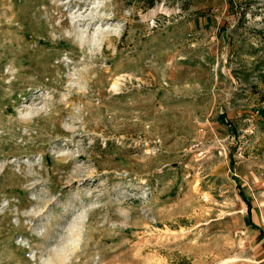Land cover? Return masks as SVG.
Returning <instances> with one entry per match:
<instances>
[{
  "label": "rangeland",
  "instance_id": "1",
  "mask_svg": "<svg viewBox=\"0 0 264 264\" xmlns=\"http://www.w3.org/2000/svg\"><path fill=\"white\" fill-rule=\"evenodd\" d=\"M259 230L264 0H0V264H264Z\"/></svg>",
  "mask_w": 264,
  "mask_h": 264
},
{
  "label": "trees",
  "instance_id": "2",
  "mask_svg": "<svg viewBox=\"0 0 264 264\" xmlns=\"http://www.w3.org/2000/svg\"><path fill=\"white\" fill-rule=\"evenodd\" d=\"M249 223L251 224V227H252V228L259 229L258 226H257L256 224H254V223H252V222H249ZM259 233H260L262 236H264V232H261V230H259Z\"/></svg>",
  "mask_w": 264,
  "mask_h": 264
}]
</instances>
